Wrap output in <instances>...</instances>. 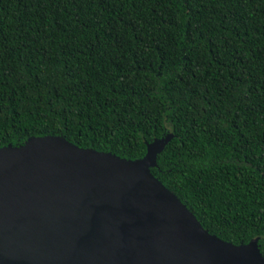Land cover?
<instances>
[{
  "label": "trees",
  "instance_id": "obj_1",
  "mask_svg": "<svg viewBox=\"0 0 264 264\" xmlns=\"http://www.w3.org/2000/svg\"><path fill=\"white\" fill-rule=\"evenodd\" d=\"M210 233L264 244V0H0V148L136 160Z\"/></svg>",
  "mask_w": 264,
  "mask_h": 264
},
{
  "label": "water",
  "instance_id": "obj_2",
  "mask_svg": "<svg viewBox=\"0 0 264 264\" xmlns=\"http://www.w3.org/2000/svg\"><path fill=\"white\" fill-rule=\"evenodd\" d=\"M143 158L46 135L0 148V264H264L259 237L205 229Z\"/></svg>",
  "mask_w": 264,
  "mask_h": 264
},
{
  "label": "flooded vegetation",
  "instance_id": "obj_3",
  "mask_svg": "<svg viewBox=\"0 0 264 264\" xmlns=\"http://www.w3.org/2000/svg\"><path fill=\"white\" fill-rule=\"evenodd\" d=\"M259 248H260L262 254L264 255V244L263 245L262 244L261 245L259 244Z\"/></svg>",
  "mask_w": 264,
  "mask_h": 264
}]
</instances>
